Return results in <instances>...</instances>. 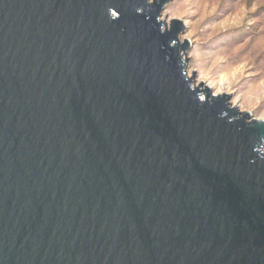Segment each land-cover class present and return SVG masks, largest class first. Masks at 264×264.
<instances>
[{
	"label": "water",
	"instance_id": "1",
	"mask_svg": "<svg viewBox=\"0 0 264 264\" xmlns=\"http://www.w3.org/2000/svg\"><path fill=\"white\" fill-rule=\"evenodd\" d=\"M170 2L0 0V264H264V120Z\"/></svg>",
	"mask_w": 264,
	"mask_h": 264
},
{
	"label": "rangeland",
	"instance_id": "2",
	"mask_svg": "<svg viewBox=\"0 0 264 264\" xmlns=\"http://www.w3.org/2000/svg\"><path fill=\"white\" fill-rule=\"evenodd\" d=\"M162 17L187 27L195 85L231 93L241 112L264 120V0H171Z\"/></svg>",
	"mask_w": 264,
	"mask_h": 264
},
{
	"label": "bare ground",
	"instance_id": "3",
	"mask_svg": "<svg viewBox=\"0 0 264 264\" xmlns=\"http://www.w3.org/2000/svg\"><path fill=\"white\" fill-rule=\"evenodd\" d=\"M190 76V75H189Z\"/></svg>",
	"mask_w": 264,
	"mask_h": 264
}]
</instances>
